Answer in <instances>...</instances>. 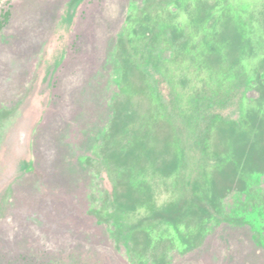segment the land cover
Returning <instances> with one entry per match:
<instances>
[{
    "label": "rangeland",
    "instance_id": "rangeland-1",
    "mask_svg": "<svg viewBox=\"0 0 264 264\" xmlns=\"http://www.w3.org/2000/svg\"><path fill=\"white\" fill-rule=\"evenodd\" d=\"M0 264H264V0H0Z\"/></svg>",
    "mask_w": 264,
    "mask_h": 264
}]
</instances>
